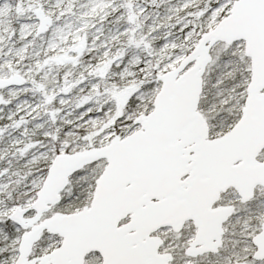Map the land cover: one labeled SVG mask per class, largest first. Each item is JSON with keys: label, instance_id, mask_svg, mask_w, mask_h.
<instances>
[{"label": "snow or ice", "instance_id": "1", "mask_svg": "<svg viewBox=\"0 0 264 264\" xmlns=\"http://www.w3.org/2000/svg\"><path fill=\"white\" fill-rule=\"evenodd\" d=\"M0 264H264V0H0Z\"/></svg>", "mask_w": 264, "mask_h": 264}]
</instances>
